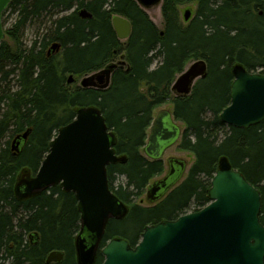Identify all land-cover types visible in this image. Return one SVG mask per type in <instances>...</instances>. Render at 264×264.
Returning a JSON list of instances; mask_svg holds the SVG:
<instances>
[{"label": "trees", "instance_id": "1", "mask_svg": "<svg viewBox=\"0 0 264 264\" xmlns=\"http://www.w3.org/2000/svg\"><path fill=\"white\" fill-rule=\"evenodd\" d=\"M189 2L198 8L183 27L178 7ZM161 6L162 31L135 0L10 2L6 11L17 13L9 31L16 47L0 44V264H46L53 251L65 254L61 264H77L81 219L75 194L54 186L19 200L16 187L23 170L37 175L58 130L83 107H97L118 138L122 161L107 167L108 182L129 208L124 219L109 221L100 249L114 238L134 247L147 226L206 207L223 158L260 191L264 225V121L239 129L219 119L231 103L234 67L264 74V0H163ZM81 9L92 19L81 18ZM115 15L132 24L124 43L112 27ZM44 18L51 26L24 48L21 33ZM54 43L62 47L49 56ZM119 54L126 66L114 71L108 89H73L68 83L69 76L75 84ZM200 59L208 64L206 78L197 81L189 96L175 95L171 87L186 63ZM166 104L173 105L175 119L185 125L179 148L196 160L188 177L162 201L143 207L136 200L165 170L163 160H150L142 150L155 110ZM29 129L27 141L14 154L13 140ZM119 177L125 181L118 182Z\"/></svg>", "mask_w": 264, "mask_h": 264}, {"label": "water", "instance_id": "2", "mask_svg": "<svg viewBox=\"0 0 264 264\" xmlns=\"http://www.w3.org/2000/svg\"><path fill=\"white\" fill-rule=\"evenodd\" d=\"M12 0H0V44L5 39L3 13ZM144 10L161 6L163 0H135ZM83 19H92L87 9L79 10ZM192 13L187 10L185 21ZM112 27L120 41L132 34L131 22L122 16L112 18ZM62 45L54 43L48 55L59 52ZM119 66H126L122 56L115 63L84 76L82 88L108 89L112 75ZM208 64L200 59L188 66L175 79L171 90L181 97L189 96L198 80L206 78ZM231 103L220 114L222 123L248 129L264 121V74L249 72L241 65L233 69ZM71 75L68 83L73 84ZM175 121V123H174ZM173 110L159 109L148 130L144 156L163 160L165 150L181 138ZM31 130L19 134L12 143L19 153ZM118 138L107 127L105 117L94 106L77 111L70 124L61 127L50 142V150L37 173L29 181L19 183V200L59 186L73 192L80 213L81 229L75 248L78 264H94L110 220L124 219L129 211L109 186L107 167L122 161L117 155ZM169 173L147 188L151 204L162 201L183 179L187 163L169 159ZM210 203L198 212L182 215L176 220H163L149 225L141 240L132 247L124 238H114L101 248L103 264H264V225L260 221L261 193L239 170L223 158L211 181ZM38 241V235H34ZM62 251H53L47 264L61 263Z\"/></svg>", "mask_w": 264, "mask_h": 264}, {"label": "rangeland", "instance_id": "3", "mask_svg": "<svg viewBox=\"0 0 264 264\" xmlns=\"http://www.w3.org/2000/svg\"><path fill=\"white\" fill-rule=\"evenodd\" d=\"M197 8H198V3L197 2H189V3H185L182 4L178 7V11H179V16H180V22L183 25V27L188 26V24L190 23V21H185V13L187 10H190L192 13V17L191 19H193L196 15L197 12ZM147 14L149 15V17L151 18V20L156 24V26L158 27L159 30H164L165 27V21H164V17H163V13H162V6H158L155 8L150 9L149 11H147ZM16 17H17V13L11 11V10H7L5 11V13L3 14V23H4V28H5V39L3 42H5L6 44H8L10 47L15 48L16 47V43L14 41V39L11 37L9 31H11L13 29V25L16 21ZM51 20L49 18H44L38 21H35L33 23H30L25 29L24 31L21 33V37H20V41L22 43V46L25 47H30L32 45V43L36 40L39 39V36L42 33H45L47 28H49L51 26ZM122 43H124V41H122ZM121 54L116 55L115 57H113L112 61H115V63H117L120 59ZM195 60H190L186 63L184 70L190 66L192 63H194ZM158 61L155 62V64H157ZM80 81L81 79L78 78L77 82L75 84H72L71 87L74 89L75 87H79L80 86ZM161 109H170L173 110V105L172 104H166L162 107H160ZM158 108L157 110H155V114L157 115L158 110L160 109ZM177 125L179 126L181 133L185 130V125L182 122H177ZM180 139L179 138L177 141H175V143H173L164 153H163V160H164V164H165V170L164 173L159 176L158 178H156L155 180L161 179L163 178L167 173H168V165H167V161L171 158H176V159H181L184 160L187 163V168L185 171V174L183 175V179L181 180L182 183L189 174V171L191 169V167L193 166V164L195 163V156L189 152L183 151L179 148V143H180ZM142 153L143 150H142ZM34 176L31 174V172L27 171V170H23L19 176H18V183L22 182V181H26V180H30L32 179ZM154 180V181H155ZM125 178L124 177H119L118 182H124ZM153 181V182H154ZM152 182V183H153ZM136 203L140 206L143 207H151L154 206L158 203L155 204H151L150 202H148L147 197H146V193L144 195H142L139 199L136 200ZM78 235V234H77ZM77 237V236H76ZM26 238L28 239V236H26ZM141 239V238H140Z\"/></svg>", "mask_w": 264, "mask_h": 264}, {"label": "flooded vegetation", "instance_id": "4", "mask_svg": "<svg viewBox=\"0 0 264 264\" xmlns=\"http://www.w3.org/2000/svg\"><path fill=\"white\" fill-rule=\"evenodd\" d=\"M174 123H175V121H174ZM169 148V147H168ZM167 148V149H168ZM166 149V150H167ZM165 150V151H166ZM167 165H168V170H169V167H170V163H169V160L167 161ZM168 173H169V171H168ZM167 173V174H168ZM100 252V251H99ZM97 253V255H96V258H95V261H94V264H103L104 262H105V257L101 254V253ZM75 258H76V263H78V261H77V254H75ZM64 259H65V254H64ZM64 259L62 260V262L64 261ZM100 260H101V262H100ZM61 262V263H62ZM61 263H52V264H61ZM47 264V263H46Z\"/></svg>", "mask_w": 264, "mask_h": 264}, {"label": "bare ground", "instance_id": "5", "mask_svg": "<svg viewBox=\"0 0 264 264\" xmlns=\"http://www.w3.org/2000/svg\"><path fill=\"white\" fill-rule=\"evenodd\" d=\"M49 51V50H48ZM58 133V132H57ZM57 135V134H56ZM145 193H147V190H146V192ZM77 254V253H76ZM78 264V263H77Z\"/></svg>", "mask_w": 264, "mask_h": 264}]
</instances>
